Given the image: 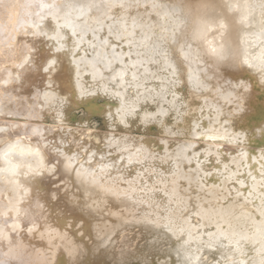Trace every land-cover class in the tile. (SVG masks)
<instances>
[{
    "label": "bare ground",
    "instance_id": "1",
    "mask_svg": "<svg viewBox=\"0 0 264 264\" xmlns=\"http://www.w3.org/2000/svg\"><path fill=\"white\" fill-rule=\"evenodd\" d=\"M152 2L140 0L141 6L136 7L135 0H0L1 22L4 20V9L13 21H17L20 15L17 25L13 22L15 35L3 36V30L0 29V41L4 38L8 41L9 55H5L8 56L6 59L8 62L14 60L11 67L0 69V106H3L2 91L6 87H10L7 91H12V87L25 88L29 90L27 95L30 96L26 99L30 108L27 115L21 112L27 118L34 117L33 120H36L35 123L30 121L32 124H25L14 120V116L5 117V120H0V130H3L0 131V140L14 142L23 137V146L31 145L33 149L40 150V156L26 154L20 157L14 154L12 157L14 162L31 165L39 174L28 177L21 175L17 185L8 173L0 172V264H183V253L177 255L180 243L155 223L158 216L164 214L166 205L176 208L175 201L178 198L172 195L173 181L178 177L169 175L174 161L161 159L165 156V149L174 158L177 146L190 142L196 147L187 155L198 152L202 160L204 153L210 151L212 154L209 161L203 163V170L211 175L203 176V172L200 173L205 189L220 185L224 177L233 172L245 182V187L252 183L249 173L259 179L264 158V72L258 67L240 63L239 59L230 58L217 63L204 55L206 45L203 41L194 43L191 50L185 49L186 52L190 51L187 61L182 60L178 52L179 45L187 39L201 18L213 23L224 19L228 24L225 41L233 48H237L239 38L245 31L254 29H245L243 24L238 23L240 13L229 12L227 0H155L160 5L156 8L151 6ZM120 3H124L125 8L113 6ZM129 4L133 6L128 7ZM81 9L84 15L82 19L76 20ZM53 12L61 23L66 16L73 19L80 25L78 31L97 29L100 27L99 22L103 21L102 30L96 32L100 39H92L91 31L85 37L95 47L85 42L73 56V38L69 30H64L63 34L68 39L61 42L65 46L60 48L57 41L51 38L54 35V23L49 14ZM259 18L257 9L253 21L255 30L259 29ZM133 19L137 24L136 36L128 39L139 41L142 35L147 34L151 37L147 41L151 48L161 43L159 37H168L169 42L163 47L167 48L169 61L179 71L175 77L170 71H161L163 60L157 56L155 59L160 60V64L147 65L148 73H144L143 68L137 72L140 77L138 83L144 86L139 89L128 88L125 99L133 103L137 93H142L137 104L139 111L135 116L125 117V126L117 116L119 99L104 93L101 85H107L110 91L124 92V89L114 88L108 79L100 80L99 76L93 79V75L97 70L105 77L111 75L105 69L103 56L106 53L109 58L112 57L111 45L118 43L116 34L127 35L121 27L125 22L128 31H132ZM109 25H112L111 37H108ZM173 30L176 31V43H171ZM216 34L209 33L208 39H213ZM19 36L20 39L22 37L21 45L17 44ZM105 37L109 39L108 45L101 42ZM119 43L123 44V51L127 52V42ZM13 46L19 49L14 54L11 53ZM243 47L240 45L239 50L242 51ZM197 50L202 57L199 64L194 61ZM258 50V46L250 49L253 52ZM116 51L120 52L121 49L117 47ZM136 51L144 52L147 49L134 47L132 52ZM1 52L2 49V57ZM132 58L136 59V56ZM125 62L128 63L127 60ZM189 65L205 85L199 91L193 90L188 82ZM112 67L117 69L121 65L114 62ZM21 68L29 74L27 81L20 78ZM125 79L131 81V70ZM161 87L169 93H176L178 100L175 107L157 95ZM147 89H155V92ZM82 90L95 94L82 96ZM229 93L232 95L229 96ZM166 99L171 100L172 96L169 94ZM161 106L169 109L168 115L159 116L152 122H141L145 111L156 112ZM93 114L100 115V125L90 122ZM23 115L22 119L25 118ZM197 121L202 126L200 131L212 126L216 134L226 135L232 142L229 139L195 140L192 126ZM225 121L228 123L225 124ZM113 136L127 137L126 143L133 151L143 145L139 157L141 162L136 163L134 160L129 165L125 159L100 173L98 165L101 155L105 157L104 163H112L117 159L118 153L107 146L108 138ZM161 140L166 144L162 145ZM6 147V144H0V153ZM109 151H112L111 156L108 155ZM92 152L96 156L89 165L86 161ZM240 152L246 155L241 156ZM74 154L78 157L77 164L84 163L85 169L97 170L96 185L82 177L78 178L76 171L65 168L67 158ZM124 155L127 157L128 154ZM40 157H43V165L40 164ZM217 159L219 165L216 164ZM195 163L193 159L191 167L194 168ZM224 165L228 166L227 170ZM53 166L55 172L52 171ZM5 167L4 160L0 159V169ZM180 167L181 174H184L190 166L185 161ZM160 173H163V177ZM191 178L193 183L188 191H184L188 189V181L179 180V195L186 199L191 197L188 200L189 211L185 215L191 216L192 224L197 225L202 221L194 213L198 210L197 204L203 202L197 196L203 198L206 193L198 188L197 173L193 172ZM225 187L240 185L233 183ZM103 189H111L115 195ZM241 190L245 191V188ZM165 192L172 196L170 205ZM247 210L251 211L252 205H248ZM203 224L200 232L215 231L207 227L206 221ZM29 228L33 230L29 231ZM197 231L196 228L192 229L194 239L187 246L188 250L195 253L198 248L201 249L207 264H215L220 252L211 251L196 240ZM203 239L207 240V237ZM261 247L258 241L246 242L242 245L245 255H238L237 259L245 260L248 264H259L262 259Z\"/></svg>",
    "mask_w": 264,
    "mask_h": 264
},
{
    "label": "snow or ice",
    "instance_id": "2",
    "mask_svg": "<svg viewBox=\"0 0 264 264\" xmlns=\"http://www.w3.org/2000/svg\"><path fill=\"white\" fill-rule=\"evenodd\" d=\"M42 7L52 8L55 5H41ZM120 8H125L124 3H120L118 5ZM133 5L129 4L128 7H132ZM136 7H140V0H135ZM153 8L160 7L155 0H153L152 5ZM91 7V5H89ZM147 7V5H145ZM207 7V5L205 6ZM227 8L229 12H239L240 18L238 23L243 24L245 29L252 28L253 31H245L243 36L239 38V44L237 48H233L230 43L225 41V36L228 30V24L224 19H219L215 21V23L201 18L196 22L195 27L192 28L190 34H188L187 39L179 45L178 52L182 60L187 61L189 59V52H186L185 49L191 50L194 43L199 41H203L206 45L204 55L213 58L217 63L228 61L230 58L239 59V62L248 65L249 67H258L261 72H264V0H227ZM259 10V29L255 30L256 24L254 21L255 13ZM70 15V14H69ZM84 13L83 9H81L80 14L77 15L76 20L82 19ZM49 17L54 23V35L51 37L56 40L60 45V48H64V43L62 41H66L68 36L64 35V30H69L70 36L73 38V56L76 55V49L79 48L83 43L88 42L92 47H95L94 44H91V41H86L85 37L88 35V32L91 31L92 39H100V37L96 36V32L102 30L103 21L99 22L100 27L97 29H85L83 31H78L80 29V25L77 24L73 19L66 18L61 23L58 19L56 13H50ZM41 19H45V17H41ZM39 27V25H37ZM123 31L127 34L122 35L120 33L116 34V40L118 43L112 44V57L109 58L105 53L103 56V60L105 62V69L111 73L109 77H105L103 73L96 71L93 75V79H96L99 76L100 80L108 79L109 82L114 86V88H122L124 92L121 91H110L107 85H101V90L115 98H118L120 101V107L117 108V116L120 117V123L125 124V117L135 116L138 114L137 104L139 103L140 96L142 93H137L136 101L133 103H128L125 99V93L128 88L139 89L144 85L142 83H138L140 77L137 75V72L143 68L144 73L149 72V68L147 65H155L160 64V60L155 59V57L159 56L163 60L164 67L161 68V71H170L171 75L175 77L179 71V68L172 64L169 61V53L166 47H163L169 42L168 37L161 36L159 40L161 43H157L151 48H149L147 41L151 39L147 34L142 35L139 41L135 39H128V37L136 36V28L137 24L135 19H133L132 31H128L126 22L121 25ZM150 27V26H149ZM211 32H216V36L213 39H208V34ZM47 35V33H45ZM112 33V25L108 26V37H111ZM120 41H126L128 46V51H123V44L119 43ZM103 45L109 44V39L107 37L101 40ZM176 31L173 30L171 33V43H176ZM243 45L242 51L239 50V46ZM258 46L259 50L257 52L250 51L252 48H256ZM119 47L121 49L120 52H117L116 49ZM144 48L147 51L141 52L136 51L132 52L133 48ZM163 47V50H161ZM99 56V53L97 54ZM133 55L136 56V59H133ZM128 61L126 63L125 61ZM202 60L201 53L199 50L196 51L194 61L199 64ZM114 62H118L121 67L117 69H113L112 65ZM52 63H55L52 61ZM131 70V81L125 79L126 76L129 75V71ZM48 71V69H45ZM188 82L191 84L193 90L199 91L205 87L203 80L200 78L199 74L192 69L189 65L188 69ZM154 78L155 74L153 73ZM175 82V81H174ZM163 84V81H161ZM237 88L240 85H236ZM149 92H155V89H147ZM95 93H89L86 90L81 91V95H94ZM171 95L172 99L167 100V95ZM47 95V94H45ZM164 100L165 103L175 107L178 97L175 92L169 93L164 87L160 88V92L157 93ZM232 94L229 93V96ZM153 99H155L153 97ZM239 99V97H237ZM231 102V101H229ZM169 109H165L162 106L156 112H144L143 117L141 118L142 123H148L156 120L159 116L168 115ZM201 112H203V108H201ZM111 115V114H110ZM219 123V121H217ZM228 123L227 121L224 122ZM201 124L199 121L195 122L192 126V132L194 134L193 138L195 140H224L229 139V142H232V139L227 137L226 135H218L214 131V127L206 126L203 128V131H200ZM3 131V130H0ZM227 132V129H225ZM23 137L17 138L14 142L7 140H0V144H6L7 147L4 149L2 153H0V159H3L6 167L0 169V172H6L10 175V178L14 184L19 185V177L23 175L24 177H28L32 174H39L38 170L33 169L31 165H25L22 162H14L12 157L14 154H18L20 157L25 156L26 154H35L40 156L39 148L33 149L31 145L23 146L21 144V140ZM127 137H109L107 146L109 149L115 150L118 155L117 159L112 163H104L105 157L101 155L100 161L101 163L98 165V171L100 173L106 172V170L111 169L115 166L117 162H123L127 159V163L131 165L134 160L136 163H140L141 160L139 157L143 152V145L141 147L135 148L133 151L131 146L126 143ZM123 142V143H122ZM160 143L165 145L166 142L161 140ZM196 147L195 144L186 143L177 146L175 157L173 158L165 149V156L161 159L164 160H173L174 167L169 173V175L178 177L177 180L173 181L172 195L178 197L175 201L176 208H172L170 206L164 207V214L159 215L157 220L155 221L158 227L164 228L170 235L175 237L176 241L180 243V248L177 250V255L179 256L183 253V264H207L206 258L203 255V251L201 249H197L195 253L188 250L187 246L192 242L193 235L192 229L196 228L197 236L195 237L204 247L211 251L220 252L219 259H216L215 264H248L247 261L237 259V256H243L245 253L242 250V245L246 242L258 241L261 243V256L262 259L259 261V264H264V158L261 161V168L259 170V179L256 176L251 177L252 183L245 187V182L242 179H239L237 173H230L224 177V180L221 181L220 185H213L211 189H205L203 183V176H210L211 173L204 172L203 163L209 161V157L211 156L210 151H206L203 155V160L201 159V154L198 152H193L192 156L187 155L190 151H192ZM127 153V157L124 155ZM241 156L246 155L245 152L239 153ZM109 156L112 155V151H109ZM96 153L92 152L88 154L87 163L89 165L92 164L93 159L95 158ZM145 159L147 157H144ZM193 159H195V167H191L193 164ZM78 161V157L74 154L67 158V162L65 164L66 169H71L76 171V175L78 178L82 177L87 180L89 183L96 185L98 182L96 180L97 170L96 169H85L84 163H76ZM187 162L188 172L181 174V163ZM40 164L43 165V157H40ZM216 164L219 165V159L216 160ZM27 169V171L22 172V169ZM225 170L228 169L227 165H224ZM80 169V170H77ZM52 171L55 172V166H53ZM197 173V185L200 191H204L206 193L205 197L201 198L199 195L197 199H202L203 202L197 204V211L194 215L201 218L202 223L193 225L192 217L185 215L189 211L188 200L184 196H180L179 193L181 191L179 180H187L188 181V189H184V191H188L192 186V173ZM203 172V176L200 173ZM163 177V173L159 174ZM238 184L240 187H225V185L229 184ZM102 187V185H101ZM241 188H245V191H242ZM218 189V190H217ZM106 193H111L115 195V193L111 192V189H103ZM235 193V196H233ZM165 196L169 198V205L172 204V196L169 195L168 192H165ZM258 201V203L256 202ZM204 205H207L205 207ZM252 205V210L248 211L247 206ZM237 209L240 211L237 212ZM17 215H19V209H17ZM206 221L208 228H214L215 231H206L200 232L199 229L204 226L203 222ZM243 221V223H241ZM247 225V227H245ZM16 227V225H13ZM34 227V226H33ZM29 231H32L33 228H29ZM187 236V239L184 237ZM207 237V240H204L203 237ZM182 241V243H181ZM227 241V243H224Z\"/></svg>",
    "mask_w": 264,
    "mask_h": 264
},
{
    "label": "rangeland",
    "instance_id": "3",
    "mask_svg": "<svg viewBox=\"0 0 264 264\" xmlns=\"http://www.w3.org/2000/svg\"><path fill=\"white\" fill-rule=\"evenodd\" d=\"M5 10V13L3 14V18H4V20L1 22L0 21V29H2L3 31H2V33H4V35L3 36H9V35H11V36H13V35H15L16 34V32H15V30H14V28H13V24L15 23V25H17V23H18V20H19V17H20V15H19V17H18V20L17 21H13L12 19H10V16H9V14L7 13L6 14V9H4ZM5 16V17H4ZM7 17V18H6ZM25 16H22L21 18H24ZM14 22V23H13ZM6 28V29H5ZM10 31V33H9V31ZM7 31V32H6ZM11 31H14L13 33L11 32ZM7 33V34H6ZM7 40V38L5 39L4 38V40L2 39L0 42H1V47H0V49H2V57L0 56V69H2V68H5V67H11L12 65V62L14 61V60H10V62H8L7 61V59H6V57H8V56H5V55H9V53L7 52V51H9V49H8V45L6 44L8 41H6ZM5 43H4V42ZM20 41V42H19ZM22 41V37H21V39H20V36H19V38H18V40H17V42H15V43H17L18 45H21L23 42H21ZM21 43V44H20ZM16 44V45H17ZM15 47H17V46H13V47H11L12 49H11V53L12 54H14L17 50L19 51V49H16ZM5 50H4V49ZM19 48H20V46H19ZM8 49V50H7ZM16 50V51H15ZM13 51V52H12ZM3 53H5V54H3ZM8 53V54H7ZM3 55L5 56V57H3ZM13 56H15V55H13ZM2 58H3V60H2ZM5 60V61H4ZM3 61V62H2ZM4 63V64H3ZM11 65V66H10ZM15 67V66H14ZM1 71V70H0ZM22 74H21V76H20V78H21V80L22 81H27V79H28V73H26V71H25V69L24 68H21V71H20ZM26 78V79H25ZM24 84V83H23ZM8 88H10L9 86L8 87H6V89H5V91H2V102H1V105H3L2 107L0 106V120L1 121H3V120H5L6 118H8V117H10V118H12L13 116V118H15L14 120H16V121H20V122H23V123H25V124H32V123H35L36 122V120L34 119L33 120V118L34 117H31V118H27L25 115H23L24 113L27 115L28 114V111H29V104H28V100L27 99H29V96H30V94H29V96L27 95L28 94V91L25 89V88H22L24 91H22V89H19V88H17V89H15V87H12L11 89H12V91H7V89ZM15 89V90H14ZM4 92V93H3ZM30 92H31V90H30ZM7 97H6V96ZM22 95V97H20ZM24 95V96H23ZM10 96V97H9ZM18 96V98H16ZM22 98V99H21ZM23 98H25V99H23ZM27 98V99H26ZM7 99V100H6ZM11 99V100H10ZM25 100V101H24ZM17 103V104H16ZM7 104V105H6ZM32 104V103H31ZM18 106V109H17V106ZM21 105H23V106H21ZM24 105H25V108L24 109H22L23 107H24ZM33 105V104H32ZM26 106H28V107H26ZM20 107V108H19ZM22 107V108H21ZM28 108V109H27ZM17 109V110H16ZM22 109V110H21ZM26 109H27V111H26ZM5 110V111H4ZM11 110V111H10ZM15 110V111H14ZM18 111H20L19 113H22V112H24V113H22L21 115H19V113H18ZM22 111V112H21ZM27 112V113H26ZM6 113V114H5ZM17 113V114H16ZM81 113V111L80 110H78V114H80ZM3 115V116H2ZM9 115V116H8ZM22 115H23V117H25V118H23L22 119ZM97 115V116H96ZM1 116L3 117V118H1ZM12 116V117H11ZM6 117V118H5ZM92 117V118H91ZM90 117V122L92 123V124H94V125H100L101 123H102V120H101V117H100V115L99 114H93L92 116ZM98 118H100V119H98ZM26 119V120H25ZM30 119H32V120H30ZM97 119V120H96ZM27 120H29V121H27ZM99 120V121H98ZM32 123H31V122ZM100 121H101V123H100ZM100 123V124H99Z\"/></svg>",
    "mask_w": 264,
    "mask_h": 264
}]
</instances>
